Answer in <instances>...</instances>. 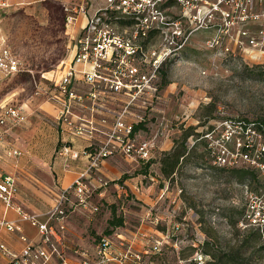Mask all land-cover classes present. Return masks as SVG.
Instances as JSON below:
<instances>
[{
  "label": "built area",
  "instance_id": "obj_1",
  "mask_svg": "<svg viewBox=\"0 0 264 264\" xmlns=\"http://www.w3.org/2000/svg\"><path fill=\"white\" fill-rule=\"evenodd\" d=\"M81 1L75 6L63 5L67 11L66 24L76 19L78 7L85 16L82 28L71 40L68 62L51 77L40 74L43 78L36 80L34 94L57 104L51 119L60 135L56 154L64 166L68 167L71 160L81 156L85 157V165L59 191L55 202L42 214L43 219L15 202L14 174L0 175V201L21 220L35 226L39 234L38 240H30L18 223L1 217L0 227L17 232L22 242L21 248L14 250L0 240V252L7 258L6 264H48L52 259L59 264H71L61 250L68 215L75 209L98 212L100 202L93 201L95 196L114 184L125 187L103 174V160L120 155L147 162L154 155L157 144L153 137L146 135L142 125H147L157 104L166 100V92L160 88L162 63L170 52L182 46L185 34L203 35V49L214 56L240 57L247 62L264 64V0ZM11 3L14 1L0 0V8ZM174 4L180 6L179 12L176 17H170L169 9ZM156 35L163 37V41L152 43ZM30 70L12 47L0 43V81ZM23 104L0 100V148H5L7 154L21 153L16 147H7L5 133L11 125L26 120ZM238 124L239 132H256L252 124L242 120ZM228 134L225 133L226 138ZM73 139L82 140V146L75 147ZM242 139L234 137L235 146L240 156L250 158L245 150L251 143ZM217 156L219 162L226 159L223 154ZM250 208L243 217L245 225L256 229L264 226V211L255 204ZM173 227L177 229L178 225ZM172 234L173 231L163 237ZM113 237L114 233L101 234L95 242L94 256L82 254L77 264L124 263L126 259L141 262L142 252L134 250L131 244L115 253ZM164 240L154 238L151 250L162 249ZM206 255L198 249L192 258L196 264H202Z\"/></svg>",
  "mask_w": 264,
  "mask_h": 264
},
{
  "label": "rangeland",
  "instance_id": "obj_2",
  "mask_svg": "<svg viewBox=\"0 0 264 264\" xmlns=\"http://www.w3.org/2000/svg\"><path fill=\"white\" fill-rule=\"evenodd\" d=\"M81 2L22 0L0 8V43L12 47L31 69L1 84L0 96L19 103L29 99L31 113L47 112L46 102L31 95L36 80L43 78L40 74L51 77L68 62L76 30L66 24L63 5ZM179 8L170 6L169 16L176 17ZM78 11L75 14L81 15ZM184 37L182 46L162 63L160 88H166L165 75L166 100L142 125L156 144L167 136L171 148L156 152L149 162L134 161L122 168L153 200L146 221L154 231L147 236L140 264H196L192 256L198 249L207 254L202 264H264V226H246L243 218L253 204L264 211V64L214 56L203 49V35ZM162 41L160 35L153 36L152 43ZM241 120L256 132H239ZM240 136L251 143L245 150L250 158L239 155L233 138ZM219 154L224 162L216 159ZM11 172L20 189L33 184L25 169ZM118 205L140 212L143 201L132 195ZM135 214L124 215L120 208L114 216L136 230L141 219ZM105 231L102 227L95 238ZM159 237L165 239L162 249L152 251L153 239Z\"/></svg>",
  "mask_w": 264,
  "mask_h": 264
},
{
  "label": "crops",
  "instance_id": "obj_3",
  "mask_svg": "<svg viewBox=\"0 0 264 264\" xmlns=\"http://www.w3.org/2000/svg\"><path fill=\"white\" fill-rule=\"evenodd\" d=\"M13 1L16 2V0ZM84 21L85 16L81 14L77 15L76 19L71 24L67 23V25H71L72 30H76V35L80 28H82ZM18 74H14L0 81V85L3 83L5 84L7 79ZM164 90H169L168 82ZM31 97L36 100H44V102H46L47 112H42L43 115H41V113H31L32 110L28 103L29 99L20 101L24 103L26 120L8 127L5 133V140L7 147H16L21 153H17L16 155L7 154L5 148H0V175L12 173V170L18 171L25 169L27 172H30L28 173L30 177L29 181H32L33 184L28 183V185L23 186L21 189L19 188V181L14 174L18 186L14 200L24 209L31 213L34 212L39 214V217L43 219L42 214H44V211L55 202L59 191L66 188L73 181L76 172L84 167L85 157L81 156L80 158L71 160L68 167L64 166L62 158L56 154L60 135L55 123L51 119L56 112L57 104L50 102V100L45 99L41 95L36 96V94H33ZM0 100L1 102H7L6 95L0 96ZM41 105L42 104L39 103L40 109L42 108ZM169 140L167 136L162 137L160 144H157L154 149L153 157H155L156 152L170 150L171 142ZM73 143L75 147L80 148L83 141L73 139ZM153 157L150 160H152ZM130 162H134V160H129L127 157L120 155L111 156L103 160L101 164V171L103 174L110 178V180L122 179L121 182L125 184V187L118 188L114 184L102 190L100 196H95L93 201L100 202V209L98 212L90 213L82 209H75L66 218V228L62 232L63 243L61 250L71 264H77L82 254H86L89 257L94 256L96 249L95 233H99L102 227L108 226L109 219L114 216L115 212L120 208L123 210L124 215L130 216L134 213L140 215L141 221L136 230L128 228L125 220H123V223L120 225L110 226L112 228V233H114L113 251L119 253L123 251L124 245L127 244H131L136 251L142 253L147 251V249H144L149 241L147 236L152 235L150 231H154V228L150 224H147L146 213L149 202L153 203V200L148 194H145L144 191L139 190V185L136 183L135 176L122 174L124 173V170H122L123 166ZM40 173L43 174V178ZM132 195L143 201L140 212L131 210L127 205H121L120 207L118 205L119 201H124V199L126 201L127 198ZM104 204L105 208L102 207ZM3 216L18 223L23 233H25L30 240L36 241L39 239V234L35 226L31 225L28 221L21 220L14 210L5 208L0 201V218ZM144 221H146V223H144ZM150 221L153 222V220ZM89 227H91V231L88 230ZM0 240L7 243V245L14 250H19L22 246L18 233L10 232L4 227H0ZM6 263L7 258L0 252V264ZM137 263L140 264L136 260L126 259L124 263L113 261L109 264ZM48 264L59 263L58 260L52 259Z\"/></svg>",
  "mask_w": 264,
  "mask_h": 264
},
{
  "label": "trees",
  "instance_id": "obj_4",
  "mask_svg": "<svg viewBox=\"0 0 264 264\" xmlns=\"http://www.w3.org/2000/svg\"><path fill=\"white\" fill-rule=\"evenodd\" d=\"M164 77V81L166 80V83L165 84H167V79L165 78L166 76L164 75L163 76ZM163 77H162V79H163ZM162 80H161V82H160V85H162ZM169 153V152H168ZM121 180L122 179H118L117 181H119V182H121ZM120 224H122V218L121 217H116V216H112L110 219H109V221H108V226H106V231H105V233L104 234H108V233H112V229H109L108 227L109 226H115V225H120ZM101 236V235H100ZM99 236V237H100ZM98 237V238H99ZM98 238H96V241L98 240Z\"/></svg>",
  "mask_w": 264,
  "mask_h": 264
}]
</instances>
